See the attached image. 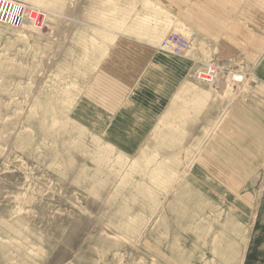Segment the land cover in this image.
<instances>
[{
  "label": "rangeland",
  "instance_id": "rangeland-1",
  "mask_svg": "<svg viewBox=\"0 0 264 264\" xmlns=\"http://www.w3.org/2000/svg\"><path fill=\"white\" fill-rule=\"evenodd\" d=\"M15 1L45 17L0 24V264H264V184L203 167L229 102L264 79V0ZM169 31L193 33L171 55L193 61L186 79L166 112L125 125L134 52L165 54ZM223 40L240 48L220 61L233 76L199 84Z\"/></svg>",
  "mask_w": 264,
  "mask_h": 264
},
{
  "label": "crops",
  "instance_id": "crops-1",
  "mask_svg": "<svg viewBox=\"0 0 264 264\" xmlns=\"http://www.w3.org/2000/svg\"><path fill=\"white\" fill-rule=\"evenodd\" d=\"M173 1L176 4L173 5L169 0H166V4H171L175 11H179L183 1ZM191 34L193 35V33ZM210 37L213 38L214 33ZM253 42L255 41L253 40ZM135 44L137 45V42ZM142 50L143 48L138 47L137 52H134L137 67L126 79L128 83L122 90L124 92L127 87L133 86H136L135 90H137L136 99L131 104V111L127 112V117L132 121L131 124H125L128 126L138 124L140 127L144 126L142 122L146 121L148 114L158 111L157 108L161 105L164 106V112H166L168 94L173 91V87L178 88L182 85L186 79V71L190 67V63L193 62L185 57L176 58L168 53L152 52L149 47H144V51ZM239 50L238 45L223 40L216 50L220 57L210 59V61L228 59ZM261 57L263 56L261 55ZM143 59H150L149 65L142 66ZM106 61L107 59L104 64ZM195 63L198 67L206 62L199 60ZM152 67L160 69L163 72L160 75H165V78H149V75L155 72ZM259 80L261 82L255 84L254 89L246 97H237L229 102L225 120L221 121L218 129L219 134L212 136L205 144L207 152L203 162L205 171L218 181L228 184L229 187L230 183H256L257 180L258 183H261V175L264 171V79ZM157 95H163V103ZM111 103L112 101L108 100L105 107L102 104H95L93 112L98 111V108L110 111ZM103 117L101 119L105 121L108 116ZM141 118L145 119L141 120ZM112 129L115 130V126Z\"/></svg>",
  "mask_w": 264,
  "mask_h": 264
},
{
  "label": "built area",
  "instance_id": "built-area-1",
  "mask_svg": "<svg viewBox=\"0 0 264 264\" xmlns=\"http://www.w3.org/2000/svg\"><path fill=\"white\" fill-rule=\"evenodd\" d=\"M41 9L28 8L15 0H0V24L11 27H22L28 24L39 29L45 17ZM176 31H169L158 43V49L162 52L181 56L190 49V37ZM222 60L208 61L196 67L192 72V78L199 84L215 86L214 82L219 76H233L231 62L220 63ZM261 183L264 184V171L261 175Z\"/></svg>",
  "mask_w": 264,
  "mask_h": 264
},
{
  "label": "bare ground",
  "instance_id": "bare-ground-1",
  "mask_svg": "<svg viewBox=\"0 0 264 264\" xmlns=\"http://www.w3.org/2000/svg\"><path fill=\"white\" fill-rule=\"evenodd\" d=\"M19 1V0H18ZM38 8H40V7H38ZM41 9V8H40ZM31 27V26H30ZM36 27V26H35ZM33 28V29H36V30H38L37 28ZM188 32V31H187ZM151 40H153V39H151ZM171 55V54H170ZM224 78H225V76H219L217 79H216V81L214 82V84L217 86V85H219V83H221L223 80H224ZM219 82V83H218ZM262 133V132H261ZM243 258V257H242ZM241 261H242V259H241ZM240 264H241V262H240Z\"/></svg>",
  "mask_w": 264,
  "mask_h": 264
}]
</instances>
